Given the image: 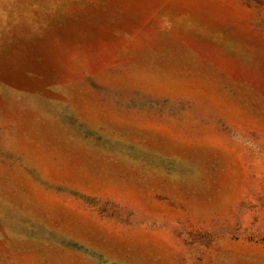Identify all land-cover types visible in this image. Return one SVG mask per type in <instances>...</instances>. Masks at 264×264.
<instances>
[{
    "label": "rangeland",
    "instance_id": "obj_1",
    "mask_svg": "<svg viewBox=\"0 0 264 264\" xmlns=\"http://www.w3.org/2000/svg\"><path fill=\"white\" fill-rule=\"evenodd\" d=\"M0 264H264V0H0Z\"/></svg>",
    "mask_w": 264,
    "mask_h": 264
}]
</instances>
